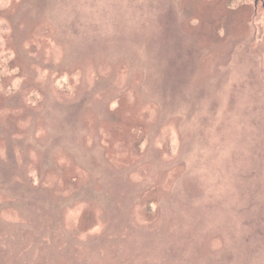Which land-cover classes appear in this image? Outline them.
Masks as SVG:
<instances>
[{
    "label": "rangeland",
    "instance_id": "rangeland-1",
    "mask_svg": "<svg viewBox=\"0 0 264 264\" xmlns=\"http://www.w3.org/2000/svg\"><path fill=\"white\" fill-rule=\"evenodd\" d=\"M0 264H264V0H0Z\"/></svg>",
    "mask_w": 264,
    "mask_h": 264
}]
</instances>
